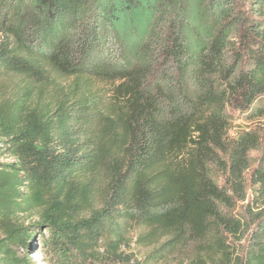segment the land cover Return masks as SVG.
Returning <instances> with one entry per match:
<instances>
[{
	"label": "trees",
	"instance_id": "16d2710c",
	"mask_svg": "<svg viewBox=\"0 0 264 264\" xmlns=\"http://www.w3.org/2000/svg\"><path fill=\"white\" fill-rule=\"evenodd\" d=\"M230 109L264 116V0H0V264H264Z\"/></svg>",
	"mask_w": 264,
	"mask_h": 264
},
{
	"label": "rangeland",
	"instance_id": "374dc122",
	"mask_svg": "<svg viewBox=\"0 0 264 264\" xmlns=\"http://www.w3.org/2000/svg\"><path fill=\"white\" fill-rule=\"evenodd\" d=\"M114 21L116 28L119 31L121 42L124 43L126 47L134 45V43L137 41V37L133 30V28L137 25L136 22L131 19L128 20L127 14L122 12L116 15ZM229 112L231 115L229 123L230 135L232 137H235L243 131H256L264 136V116L247 118V113L231 109ZM0 145H2L1 142ZM260 153L261 152L259 151L252 152V159L255 165L258 163ZM0 160L3 162H8L12 161V157L9 154H3L0 155ZM132 250L136 253L137 258L141 259L149 249L139 248L134 244ZM33 256L42 261V257L40 255L34 254Z\"/></svg>",
	"mask_w": 264,
	"mask_h": 264
}]
</instances>
